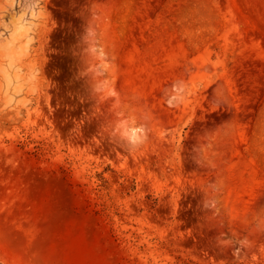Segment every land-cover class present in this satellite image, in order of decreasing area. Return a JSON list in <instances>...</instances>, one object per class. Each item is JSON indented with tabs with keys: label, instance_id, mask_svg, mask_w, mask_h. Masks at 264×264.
Listing matches in <instances>:
<instances>
[{
	"label": "rangeland",
	"instance_id": "rangeland-1",
	"mask_svg": "<svg viewBox=\"0 0 264 264\" xmlns=\"http://www.w3.org/2000/svg\"><path fill=\"white\" fill-rule=\"evenodd\" d=\"M0 264H264V0H0Z\"/></svg>",
	"mask_w": 264,
	"mask_h": 264
}]
</instances>
